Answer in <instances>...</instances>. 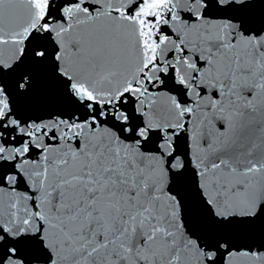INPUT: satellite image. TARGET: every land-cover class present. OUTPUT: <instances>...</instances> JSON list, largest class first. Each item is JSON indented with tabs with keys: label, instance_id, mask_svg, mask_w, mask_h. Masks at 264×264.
Returning <instances> with one entry per match:
<instances>
[{
	"label": "snow or ice",
	"instance_id": "6c2138e0",
	"mask_svg": "<svg viewBox=\"0 0 264 264\" xmlns=\"http://www.w3.org/2000/svg\"><path fill=\"white\" fill-rule=\"evenodd\" d=\"M0 264H264V0H0Z\"/></svg>",
	"mask_w": 264,
	"mask_h": 264
}]
</instances>
